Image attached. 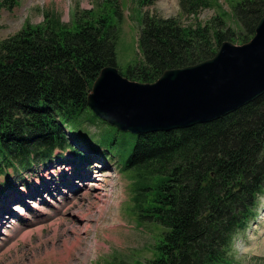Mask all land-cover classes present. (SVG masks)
Segmentation results:
<instances>
[{"label":"trees","instance_id":"16d2710c","mask_svg":"<svg viewBox=\"0 0 264 264\" xmlns=\"http://www.w3.org/2000/svg\"><path fill=\"white\" fill-rule=\"evenodd\" d=\"M137 1L143 8L155 0ZM226 1L229 11L217 0H180L179 17L144 12L143 58L124 74L152 82L166 69L214 56L224 40L250 39L264 0ZM215 3L217 14L201 21V9ZM119 10L118 0H105L76 11L71 24L46 10L43 22L28 21L0 40V175L47 163L57 151L82 159L75 143L88 142L126 163L134 214L167 228L152 264L228 263L231 236L248 225L264 188V93L212 121L138 134L102 121L101 133L90 132L98 117L88 93L103 67L118 66Z\"/></svg>","mask_w":264,"mask_h":264},{"label":"rangeland","instance_id":"374dc122","mask_svg":"<svg viewBox=\"0 0 264 264\" xmlns=\"http://www.w3.org/2000/svg\"><path fill=\"white\" fill-rule=\"evenodd\" d=\"M103 1L17 0L0 5V40L18 32L28 21L43 22L46 10L71 24L76 11L93 9ZM218 2L230 10L226 0ZM118 4L117 64L126 73L143 58L139 36L144 12L179 17L181 11L179 0H155L143 8L137 0H118ZM106 9L114 15L111 2L106 3ZM217 10L216 5L202 8L198 17L207 22ZM181 20L187 23L189 18ZM94 123L87 125L90 132L101 133L106 127L99 119ZM84 143L87 161L75 160L70 151H57L47 164H36L22 173L9 169L0 175V264H108L129 262L130 254L137 264L154 254L152 226L146 221H134V228L128 224L129 177L121 175L114 159L105 160L100 151L91 149L92 144ZM259 213L236 237L232 252L240 260L232 264H264V195Z\"/></svg>","mask_w":264,"mask_h":264},{"label":"water","instance_id":"95a60500","mask_svg":"<svg viewBox=\"0 0 264 264\" xmlns=\"http://www.w3.org/2000/svg\"><path fill=\"white\" fill-rule=\"evenodd\" d=\"M264 93V16L243 44L224 41L201 62L166 69L154 82L103 67L87 104L120 129L168 130L229 114Z\"/></svg>","mask_w":264,"mask_h":264},{"label":"bare ground","instance_id":"6f19581e","mask_svg":"<svg viewBox=\"0 0 264 264\" xmlns=\"http://www.w3.org/2000/svg\"><path fill=\"white\" fill-rule=\"evenodd\" d=\"M256 99V98H255ZM73 247L75 246V243H73V245H72Z\"/></svg>","mask_w":264,"mask_h":264}]
</instances>
